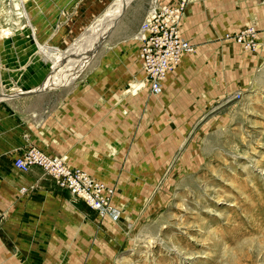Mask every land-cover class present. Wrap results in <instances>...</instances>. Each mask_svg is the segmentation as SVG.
Masks as SVG:
<instances>
[{
  "label": "rangeland",
  "instance_id": "obj_1",
  "mask_svg": "<svg viewBox=\"0 0 264 264\" xmlns=\"http://www.w3.org/2000/svg\"><path fill=\"white\" fill-rule=\"evenodd\" d=\"M119 1L0 0V142L39 126L42 142L77 148L83 136L58 112H94L97 101L106 110L127 97L131 62L141 71L135 31L154 0H130L120 13ZM185 1L182 36L188 54L198 49L215 70V94L179 122L140 104L128 130L104 129V142L81 144L88 154L77 156L99 162L92 174L110 172L111 209L99 216L52 181L79 219L52 226V242L51 227L42 228L40 242L23 244L39 251L25 264H44L51 249L47 264H264V0Z\"/></svg>",
  "mask_w": 264,
  "mask_h": 264
},
{
  "label": "crops",
  "instance_id": "obj_2",
  "mask_svg": "<svg viewBox=\"0 0 264 264\" xmlns=\"http://www.w3.org/2000/svg\"><path fill=\"white\" fill-rule=\"evenodd\" d=\"M189 5L185 7V13L183 12L182 15L185 20L190 10ZM181 30L180 33L184 36L185 32L182 28V22ZM196 51L198 49H195ZM195 52L193 54H184L181 62L165 76L161 89L155 96H145V87L141 89L142 92L140 91L135 96H130L123 92L122 95L127 97L123 98L121 103L119 102L120 104L117 102L106 110L103 103L100 104L98 101L94 112H92V108L81 105L62 108L58 112V116H60L58 119L61 118V114H64V128L66 130L69 128L73 129L77 136L79 134V138L81 135L83 136V142L80 145L76 144L77 148L66 147V142H42L41 127L38 125V127H34L31 130V134L26 132L16 137L14 141L0 142V229L13 246V249H8L0 240V264H25L23 262L25 258H39V251H35L36 254L33 251L25 252L23 244L40 242V235H45L47 232L42 228L49 226L51 227L49 242H52V226L56 227L59 232V228L66 226L64 224L65 221L68 222L67 226L70 228L74 220L79 219V217L73 215V206L69 201L72 198L69 196L70 198L68 199L56 188L51 189L53 185L51 178L42 174L35 167L28 172L20 173L13 167V160L27 146L34 145L48 154L64 157L67 160L66 162L71 165L72 163L81 165V163L87 161L83 158L81 160L77 155L88 154L85 152L86 150L82 149L81 144H91V147H96L97 142H104V129L112 133L118 130H128V127H132L135 124L136 112L140 104L145 105L147 115L160 116V120L164 121H167L166 116H172L173 120H176L174 116H178L177 121L179 122L186 116L196 115L200 106H206L208 104L207 99L215 94L216 86L214 82L211 85L208 83V77L210 75L214 76L215 70L209 68L207 60L198 57L199 54ZM133 65H135L134 62L133 64L131 62L130 67L127 69L128 74H125L128 77L134 76L133 80L138 79L141 81L143 73L140 71L137 73V77L136 73L132 72L133 69L131 67ZM121 76L119 83L122 80ZM190 119L191 117L187 121ZM59 137L62 139L63 136L60 135ZM32 139L39 140V142H33ZM87 139L92 141L86 142ZM31 140L32 142H30ZM48 143L52 144V149L48 147ZM93 150L91 153H95ZM90 161V164L88 162L84 164L83 169L90 171L89 174L94 178L105 180L109 185L108 175L110 172L108 169L101 167L98 174H92V172L97 171L96 168L99 162L96 163L93 159H90ZM75 167L80 168L77 166L72 168ZM52 210L55 213L53 215H51ZM51 216H54L55 220L52 225ZM25 236H36L37 238L24 239ZM44 257V264L52 260V249L51 255H44Z\"/></svg>",
  "mask_w": 264,
  "mask_h": 264
},
{
  "label": "built area",
  "instance_id": "obj_3",
  "mask_svg": "<svg viewBox=\"0 0 264 264\" xmlns=\"http://www.w3.org/2000/svg\"><path fill=\"white\" fill-rule=\"evenodd\" d=\"M185 0L174 4H159L144 16L135 31L138 59L146 89L158 93L165 76L191 51L189 42L180 33L179 21ZM13 166L27 172L38 168L55 185L66 190L73 200L83 202L97 215L110 211L112 187L92 178L80 168L70 167L59 155L28 146L13 160Z\"/></svg>",
  "mask_w": 264,
  "mask_h": 264
},
{
  "label": "bare ground",
  "instance_id": "obj_4",
  "mask_svg": "<svg viewBox=\"0 0 264 264\" xmlns=\"http://www.w3.org/2000/svg\"><path fill=\"white\" fill-rule=\"evenodd\" d=\"M158 1L159 0H154V2L151 4V8H155L156 6H157V3H158ZM126 2V3H125ZM128 2H130V0H120L117 4H118V7H119V9H120V11H119V13L120 12H122L124 9H125V7L127 6V4H128ZM159 4H161V3H159ZM114 6H115V4H114ZM151 8H150V10H151ZM185 8V7H184ZM149 10V11H150ZM148 11V12H149ZM183 12H184V9H183ZM183 12H182V14H183ZM182 14H181V18H180V21H179V27H180V31H182L181 30V19H182ZM113 23H115V21L113 22V20L111 21V24H109V26H112L113 25ZM104 33V32H103ZM135 39H136V37H135ZM137 40V39H136ZM93 54V53H92ZM91 55V54H90ZM184 57V55L181 57V59H180V61H179V63L181 62V60H182V58ZM86 58V57H85ZM83 59V60H87V59ZM89 59V58H88ZM82 62H85L86 63V61H82ZM81 62V63H82ZM88 62V61H87ZM85 65V64H84ZM80 67H83V66H81L80 65ZM79 67V68H80ZM137 76V75H136ZM45 86H46V84H44ZM128 85V84H127ZM146 87V85H145V83H144V75H143V78H142V80L141 81H139L138 79H135V80H132L131 82H130V84L125 88V90L123 91L125 94H128V95H130V96H132V95H136V94H138L140 91H141V89H143V88H145ZM45 90V89H44ZM142 92V91H141ZM5 95V94H4ZM3 95V98H6L5 96ZM6 96H7V94H6ZM1 97V96H0ZM188 156V155H187ZM64 158V157H63ZM65 159V158H64ZM66 160V159H65ZM183 159L181 158L180 159V161L178 162V166L180 167L181 165H182V161ZM67 161V160H66ZM194 162V161H193ZM192 162V164L189 166L188 165V168H186V170L185 171H187V170H189V169H193V170H196V168L198 167L197 165L198 164H196V161H195V163H193ZM68 163V162H67ZM69 164V163H68ZM196 164V165H195ZM255 166H257L256 164H254ZM71 167V166H70ZM244 168H246V166H243ZM178 168V167H177ZM192 172H194V171H192ZM92 178H94L91 174H89ZM194 175V174H193ZM249 176V175H248ZM249 178H250V180L251 181H253L254 179L252 178V177H250L249 176ZM95 180H98V178H94ZM98 181H100V180H98ZM102 182V181H101ZM104 183V182H103ZM106 183V182H105ZM253 184H254V182H253ZM113 194H114V192H113ZM153 237V236H152ZM150 238V237H149ZM153 242V239L152 240H149V242L148 243H152ZM96 260V259H95ZM97 263V262H96Z\"/></svg>",
  "mask_w": 264,
  "mask_h": 264
},
{
  "label": "water",
  "instance_id": "obj_5",
  "mask_svg": "<svg viewBox=\"0 0 264 264\" xmlns=\"http://www.w3.org/2000/svg\"><path fill=\"white\" fill-rule=\"evenodd\" d=\"M0 240L8 249H13L11 242L5 236V234L3 233V231L1 229H0Z\"/></svg>",
  "mask_w": 264,
  "mask_h": 264
}]
</instances>
